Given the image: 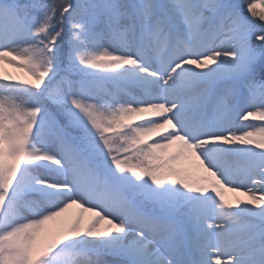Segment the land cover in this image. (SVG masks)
<instances>
[{"label":"snow or ice","instance_id":"1","mask_svg":"<svg viewBox=\"0 0 264 264\" xmlns=\"http://www.w3.org/2000/svg\"><path fill=\"white\" fill-rule=\"evenodd\" d=\"M0 264H264V0H0Z\"/></svg>","mask_w":264,"mask_h":264},{"label":"bare ground","instance_id":"2","mask_svg":"<svg viewBox=\"0 0 264 264\" xmlns=\"http://www.w3.org/2000/svg\"><path fill=\"white\" fill-rule=\"evenodd\" d=\"M6 71L8 73H11V74L15 75L17 69H13V68L7 67ZM226 194H228L229 196H232L233 198H236V194H234V193L226 192ZM78 212H79V209H77L75 207L72 208V209H69L68 213H66L64 217L59 218V220H60L59 223L60 224H64V223L74 219ZM85 217L87 218V214H85Z\"/></svg>","mask_w":264,"mask_h":264},{"label":"rangeland","instance_id":"3","mask_svg":"<svg viewBox=\"0 0 264 264\" xmlns=\"http://www.w3.org/2000/svg\"><path fill=\"white\" fill-rule=\"evenodd\" d=\"M15 75H16V76L23 77L25 74L22 73V72H20L19 70H17L16 73H15ZM250 121H252V118H250ZM252 122H254V123H260V121H258V120H255V121H252ZM255 139H259V137H256ZM225 196H226V198H228L229 200H233V199H235V198H233L232 196H229V195L226 194V193H225ZM240 198L243 199V197H240ZM59 221H60V220H58V221H56V222H52L50 226H51V227H56L57 225H60Z\"/></svg>","mask_w":264,"mask_h":264},{"label":"trees","instance_id":"4","mask_svg":"<svg viewBox=\"0 0 264 264\" xmlns=\"http://www.w3.org/2000/svg\"><path fill=\"white\" fill-rule=\"evenodd\" d=\"M253 2H256V0H253ZM260 11H261V8L258 7V8H257V12L259 13Z\"/></svg>","mask_w":264,"mask_h":264}]
</instances>
